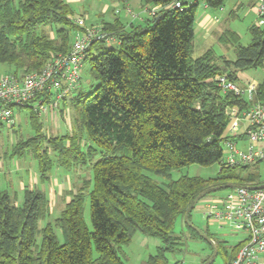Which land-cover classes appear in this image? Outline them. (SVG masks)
<instances>
[{
    "label": "trees",
    "instance_id": "1",
    "mask_svg": "<svg viewBox=\"0 0 264 264\" xmlns=\"http://www.w3.org/2000/svg\"><path fill=\"white\" fill-rule=\"evenodd\" d=\"M175 1L142 0L144 6L161 5L146 23L116 19L104 24L119 43L97 40L88 49L84 66L89 63L87 75L97 85L86 93L82 81L61 102L60 108L71 109L67 133H48L44 117L29 107L36 134L19 140L13 155L33 154L41 183L52 180L55 165L65 172L91 170L93 177L67 190L70 199L54 219L44 187L26 186L21 203L17 194L1 189L0 264H126L124 246L137 231L163 240L146 264H170L166 252L181 251L184 243L175 231L177 219H185L199 193L232 179L239 184L259 180L260 165L219 167L211 177H173L174 170L192 163H219L232 107L264 98V78L253 101L224 92L216 79L227 73L240 83L241 72L264 69V25L250 26L249 44L226 27L218 41L234 48L233 58L212 46L196 56L201 2L220 9L227 0H179L180 7L170 6ZM74 16L66 0H0V64L17 74L40 70L51 53L70 50L73 33L82 28ZM191 211L185 219L191 236L215 240L189 224ZM241 242L224 264L235 258ZM215 243L218 253L228 254L226 245Z\"/></svg>",
    "mask_w": 264,
    "mask_h": 264
},
{
    "label": "built area",
    "instance_id": "2",
    "mask_svg": "<svg viewBox=\"0 0 264 264\" xmlns=\"http://www.w3.org/2000/svg\"><path fill=\"white\" fill-rule=\"evenodd\" d=\"M170 6L180 7L181 1L176 0ZM159 8L161 5H155L146 7L145 11L155 15ZM119 10L116 8V12ZM254 10L258 17L256 24L263 26L264 0H256ZM126 11L136 17L132 8L127 7ZM76 22L82 28L76 32L69 51L51 53L40 70L25 74L0 73V123L15 128L16 107H32L43 117L55 114L61 102L81 84L85 57L92 43L97 40L109 45L119 43L104 24L87 25L84 17H77ZM216 79L224 92L245 95L250 101L257 94L258 81L255 79L238 83L227 73L219 74ZM230 116L229 137L224 142L220 167L260 165L263 172L257 181L228 187L225 194L203 198V212L209 222L229 224L242 232V245L229 264H264V98L247 107H232ZM242 123L244 130L240 134Z\"/></svg>",
    "mask_w": 264,
    "mask_h": 264
},
{
    "label": "rangeland",
    "instance_id": "3",
    "mask_svg": "<svg viewBox=\"0 0 264 264\" xmlns=\"http://www.w3.org/2000/svg\"><path fill=\"white\" fill-rule=\"evenodd\" d=\"M110 1V0H108ZM255 0H227L224 7L221 9H213L216 14L219 15L220 21L214 25L213 36L209 38L214 40L222 31L229 27L236 31L240 37L242 44H249L252 40L250 33V26L257 23L258 17L256 12L252 9V2ZM238 2L242 4L236 5ZM84 4L88 5L89 1ZM237 7H240L238 10ZM241 5V6H240ZM132 8L131 6H127ZM77 14L78 9H75ZM237 10L238 16L232 17V11ZM99 11L92 14V17H96ZM136 14V13H135ZM97 16V24H103V19L114 18L109 12L107 17ZM132 21V20H129ZM130 23V22H129ZM87 23V25H97ZM212 27V28H213ZM78 31V30H77ZM76 31V32H77ZM76 32L73 33L72 39H74ZM199 29L196 26L197 43L195 55H200V40H199ZM210 36V35H209ZM215 50L218 54H227L230 58L235 56L234 48H227L221 42H216L214 45ZM233 57H231V56ZM89 63L86 62L83 69V86L82 90L86 93L91 92L97 85L95 80H92L87 75V69ZM11 69L5 65L0 64V73L9 72ZM241 77L249 78L260 81L264 78V69H248L241 72ZM243 80V79H241ZM17 113V125L15 128L10 129L6 124H0V190L8 189L11 193L17 194L18 201L21 203L24 198L25 187L31 183L35 173H39V161L33 154L27 152L24 156L13 155V148L19 140H26L36 134V130L31 118V109L29 107H16ZM71 109L70 106H66L64 109L60 108L55 114H49L43 118L42 121L45 129L48 133H61L65 134L71 130ZM229 132V127L227 129ZM224 158V157H223ZM220 164L216 163L211 166H203L200 164L192 163L181 167L173 171V177L178 178L182 174L199 175L202 177L215 176L219 171ZM239 169L237 168V171ZM81 176V177H80ZM160 181L166 179L162 176L151 174ZM51 181H45L44 189L48 192L52 202V218L54 219L59 211L64 206L65 198L67 197V189L72 185L75 188V184L79 183L84 178H92L93 173L91 170L86 172V169H82L80 172H65L64 168H59L57 165L54 166ZM40 179V175H39ZM57 180V181H56ZM41 181V180H40ZM241 181L229 180L225 184L238 185ZM221 185V184H220ZM224 185V184H223ZM216 186V185H214ZM212 187V186H211ZM55 188V190H54ZM71 190V189H69ZM229 188H221L215 192L210 193L207 197L214 194H225ZM54 202L56 204H54ZM204 202L199 201L195 208L191 211V220L189 224L195 227L198 231L204 232L209 231L215 240L220 244L226 245L229 249L228 254L222 250L218 253L214 263L224 264L226 260H229L232 247L236 246L243 239V234L240 230L233 229L229 224L221 225L218 222H209L205 213L203 212ZM86 217L87 222L91 224L90 220V205L89 199L86 201ZM43 221L41 222V224ZM175 231L179 235H183V245L181 251H167L166 256L170 264L181 263V264H201L209 254H211V245L208 240L202 238H194L189 230L186 220L179 217L175 225ZM57 234L62 238L60 229H57ZM163 245V240L160 237L146 236L142 232L137 231L131 243L124 246L123 258L126 264H146L147 260L151 255H155L158 252L160 246Z\"/></svg>",
    "mask_w": 264,
    "mask_h": 264
},
{
    "label": "crops",
    "instance_id": "4",
    "mask_svg": "<svg viewBox=\"0 0 264 264\" xmlns=\"http://www.w3.org/2000/svg\"><path fill=\"white\" fill-rule=\"evenodd\" d=\"M68 3L71 4V6L75 9L79 10V13L75 12L74 18L77 17H84L85 18V23H91V24H97V16L101 15L100 17H107V14L111 12L112 16L114 18H108V19H103L105 23H112L115 22L116 19H120L121 22L127 23L129 20L139 22V23H146L148 18L150 17L149 13L145 11V8L153 7L155 5H148L144 6L142 0H66ZM89 1V4L86 5L84 4L85 2ZM256 2V1H255ZM239 4H242V2H238L236 5L239 6ZM255 4V3H254ZM236 7L238 10L240 7ZM127 6H131L134 12L136 13V17H133L128 14L126 11ZM241 6V5H240ZM116 8H119V12H116ZM221 9V8H220ZM252 9L254 10V5H252ZM76 11V10H75ZM96 11H99V14H96V17H92V14ZM255 11V10H254ZM232 14V13H231ZM257 15V14H256ZM220 18L219 15L216 14L215 10H212L210 7H208L204 2H201L199 9H198V16L196 19V26H198L199 29V40H200V52L206 50L209 47H214L213 45L218 42V37L220 34L215 36L214 40H210L209 38L213 36V29L214 25L219 23ZM213 27V28H212ZM226 28V27H225ZM210 35V36H209ZM231 56V55H230ZM233 57V56H231ZM241 77V73H240ZM241 79H246L242 78ZM249 79V78H247ZM255 79V78H253ZM243 80L240 81V83L243 82ZM256 80V79H255ZM258 81V80H257ZM244 130V123L241 124L239 128V133L242 134ZM52 179H55V177H52ZM57 181V180H56ZM52 184V181H51ZM44 184L40 182L39 179V173H35V176L33 180L31 181L30 184L27 186H43ZM72 185L68 187L67 190L72 189ZM55 190V188H54ZM65 199L69 200L70 196L68 195ZM63 203L65 204V200L63 199ZM54 204H56L54 202Z\"/></svg>",
    "mask_w": 264,
    "mask_h": 264
},
{
    "label": "water",
    "instance_id": "5",
    "mask_svg": "<svg viewBox=\"0 0 264 264\" xmlns=\"http://www.w3.org/2000/svg\"><path fill=\"white\" fill-rule=\"evenodd\" d=\"M235 185L233 184H221V185H216V186H212V187H208L207 189H205L204 191H202L201 193H199L196 198L192 201V203L190 204V206L187 209V212L185 214V219L188 220V215L190 213V211L196 206V204L201 201L207 194L212 193L217 191L218 189L221 188H228V187H233ZM255 188L258 186H254ZM204 237L211 243V245L213 246V252L211 254V256L209 257V259H207V261L203 262L202 264H212L214 263L217 255H218V247L215 243V240L211 237H209L207 234H204Z\"/></svg>",
    "mask_w": 264,
    "mask_h": 264
}]
</instances>
